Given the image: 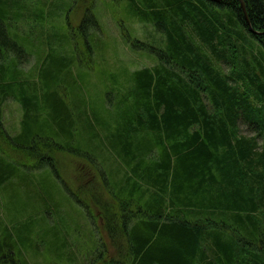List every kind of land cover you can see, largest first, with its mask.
Segmentation results:
<instances>
[{"label": "trees", "instance_id": "obj_1", "mask_svg": "<svg viewBox=\"0 0 264 264\" xmlns=\"http://www.w3.org/2000/svg\"><path fill=\"white\" fill-rule=\"evenodd\" d=\"M116 1L125 32L158 35H123L151 65L103 68L96 0H0L1 183L30 165L81 206L106 188L97 207L118 251L102 264H264V33L251 31L264 32V0H243L250 24L240 0ZM22 246L3 227L0 264H36Z\"/></svg>", "mask_w": 264, "mask_h": 264}, {"label": "rangeland", "instance_id": "obj_2", "mask_svg": "<svg viewBox=\"0 0 264 264\" xmlns=\"http://www.w3.org/2000/svg\"><path fill=\"white\" fill-rule=\"evenodd\" d=\"M52 1L54 0H46L47 3ZM122 6L116 0H96L101 35V43L96 42V45L101 49V54H106L103 57L109 65L106 64L103 68L113 69L114 64H128L131 68L151 65L152 58L146 52L133 51L123 35L127 34L128 28L131 35L141 41H153L158 35L154 33L151 25L133 21L130 24L122 23L128 26L125 32L120 21L127 19L128 12L120 9ZM82 14L83 11L79 14L72 12L69 16L70 23L77 26ZM62 16L65 17L66 13L63 12ZM31 26H34V34H38L39 30L49 32L53 23L50 20L43 25ZM105 45L107 51L104 49ZM92 55L98 63L102 61L98 59L99 54L96 51ZM23 57L25 58V54ZM30 60L22 64L23 67L28 69L35 64V56ZM91 83L94 85L93 80ZM104 98L105 96H98L96 100L100 107ZM21 119L20 103L9 98L3 107L2 121L11 134L19 132ZM31 152L30 154H33ZM29 166L17 170L12 168V175L4 182L0 181V240L2 228L8 227L18 242L23 244L27 259L36 264H74L67 258H74L77 264H102L106 259L117 257L118 250L107 230L103 228L97 207L101 196H104L105 201L110 199L106 188L99 187L100 190L93 194L94 196L87 194L84 203L82 202L84 206H81L50 170L24 174L22 171H28ZM65 169H69L68 164ZM17 173L24 176L18 179ZM79 194L83 199V193Z\"/></svg>", "mask_w": 264, "mask_h": 264}, {"label": "water", "instance_id": "obj_3", "mask_svg": "<svg viewBox=\"0 0 264 264\" xmlns=\"http://www.w3.org/2000/svg\"><path fill=\"white\" fill-rule=\"evenodd\" d=\"M216 1H219V0H216ZM240 1H241L242 9H243L244 14H245L246 19H247V22L250 24V21H249L248 15H247V11H246V7H245V4H244V1H243V0H240ZM250 26H251V25H250ZM251 31H252L253 33H257V34H263V33H264V32H262V31H258V30H256V29H253L252 27H251Z\"/></svg>", "mask_w": 264, "mask_h": 264}]
</instances>
